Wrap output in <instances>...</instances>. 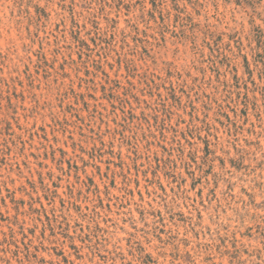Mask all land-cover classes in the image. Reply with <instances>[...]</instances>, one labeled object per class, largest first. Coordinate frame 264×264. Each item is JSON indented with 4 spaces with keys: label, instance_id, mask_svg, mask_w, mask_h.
<instances>
[{
    "label": "rangeland",
    "instance_id": "obj_1",
    "mask_svg": "<svg viewBox=\"0 0 264 264\" xmlns=\"http://www.w3.org/2000/svg\"><path fill=\"white\" fill-rule=\"evenodd\" d=\"M0 264H264V0H0Z\"/></svg>",
    "mask_w": 264,
    "mask_h": 264
}]
</instances>
